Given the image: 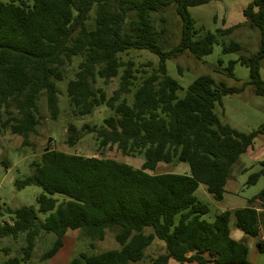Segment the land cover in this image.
I'll list each match as a JSON object with an SVG mask.
<instances>
[{
  "label": "trees",
  "instance_id": "obj_1",
  "mask_svg": "<svg viewBox=\"0 0 264 264\" xmlns=\"http://www.w3.org/2000/svg\"><path fill=\"white\" fill-rule=\"evenodd\" d=\"M211 1L215 0H0V137L10 133L22 138L23 148L30 147L44 118L42 96L49 117L58 119L56 82L65 80L61 68L72 65L75 57L81 60L67 84L72 116L92 115L100 106L111 111L100 127L67 128L70 148L90 134L101 156L66 153L48 145L31 163L33 174L14 182L20 190L40 187L39 211L50 214L42 221L32 207L5 210L10 220L0 223V241L23 243L14 256L11 247L3 249V264H29L38 240L45 236L53 240L40 260L51 261L65 246L69 231L88 239L92 250L111 231L119 248L97 254L82 251L67 264H168L172 259L182 264H254L248 244L232 237L230 224L234 216L239 231L260 237L264 189L250 206L221 212L211 222L203 219L209 206L195 193L203 185L215 201H222L233 166L264 133V125L241 132L224 124L214 110L222 106L225 95L239 94L247 85L264 96V0H254L244 10L250 25L261 33L260 50L239 59L249 69L248 82L227 87L203 75L179 98L180 85L167 74L168 59L185 51L202 59L213 51L215 36L208 32L195 39L189 13V8ZM170 7H175L182 31L180 42L165 51L157 42L165 29H159L155 15ZM240 49L231 44L224 52ZM132 50L157 55L158 67L151 62L136 67L124 57ZM235 63L229 65V76ZM118 78L112 95L97 87L98 81L108 86ZM113 148L124 157L143 156L142 166L103 156ZM175 163L188 164L189 172L155 173L160 164ZM261 166L249 183L264 175V163ZM57 194L67 200L59 203L53 198ZM147 228L152 231L146 234ZM157 240L164 242V252L148 257L146 250ZM256 245L264 252L262 240Z\"/></svg>",
  "mask_w": 264,
  "mask_h": 264
},
{
  "label": "rangeland",
  "instance_id": "obj_2",
  "mask_svg": "<svg viewBox=\"0 0 264 264\" xmlns=\"http://www.w3.org/2000/svg\"><path fill=\"white\" fill-rule=\"evenodd\" d=\"M253 1L215 0L201 6L189 8L194 28L197 30L195 39L210 32L215 36V43L213 51L202 59H197L190 52L185 51L178 57H172L166 61L167 74L180 85L177 93L179 98H183L189 85L203 75H210L216 84H224L227 87H238L249 81V69L243 66L239 59L241 55L252 56L256 54L261 46L259 29L252 27L244 16V10ZM162 17L166 19L165 24L161 23L160 18ZM155 18L159 29H165L164 35L160 39L157 38V42L163 50L169 51L180 42L181 20L176 13L175 7H170L165 12L156 14ZM231 44H238L241 49L225 53L224 47ZM124 57L132 59L138 68L147 62H151L153 68L159 65V57L146 50H132ZM80 60L79 57H75L72 65H64L61 68L65 80L56 82L60 107V115L57 120H52L49 117L45 98L43 96L40 98L39 104L44 118L38 126V134L30 139V147L23 148L21 146L22 138L19 136L6 133L0 137V209L2 211L0 223L10 220V215L5 211L7 208L32 207L37 211L42 221L49 216V212H40L38 208L37 198L43 193L40 187L29 186L20 190L14 184L16 180L25 179L33 174L31 163L39 160L48 145L66 153H75L86 157L101 156L96 150V141L90 134L86 135L73 148L67 145V128L70 124L76 125L79 130L84 124L100 127L104 119L111 115V111L106 106H100L92 115L80 119L72 116L67 97V84L74 79ZM231 62H236L233 76L228 75V68ZM260 76L264 81V58L260 63ZM118 80L119 78L112 80L108 86H104L102 81H98L97 87H104L107 94L112 95L118 88ZM128 99L132 103V94L128 95ZM214 110L224 124H229L241 132H252L264 125V96L256 95L250 85H247L245 90L239 94L225 95L222 99V106L217 104ZM50 137L53 139L51 143H49ZM103 156L130 164L135 168H140L144 161L143 156L135 158L124 157L115 148L108 150ZM262 163H264V133L256 137L253 146L242 154L239 161L233 166L222 201H215L208 194L205 186H199L195 195L210 208L209 213L203 219L211 222L221 212L250 206L249 201L264 189V175L257 182L249 183L250 176L262 169ZM187 172H189V166L186 163L160 164L155 171L157 174H184ZM53 198L58 199L59 203L67 200L65 196L59 194L54 195ZM256 206L259 207L258 205ZM259 217L261 225L259 238L247 236L239 231L235 227L234 216L230 224L232 237L248 244L250 249L249 259L254 264H264V252H260L256 245L259 239L264 242V211L260 213ZM151 231L152 229L147 228L146 234ZM10 240L4 239L0 241V264H3L6 259L3 252L5 247L12 248L14 252L12 251L11 254L13 256L18 252L20 253L19 248L23 242ZM52 240L51 236H45V238L38 240L36 251L29 264H67L72 257L82 251L97 254L119 248L114 238V233L111 231L106 233L104 240L95 243L94 250L89 247V240L84 238L78 231H69L64 240L65 246L57 256L51 261L42 262L40 257L50 247ZM164 245V242L157 240L146 250V255L153 257L163 253ZM143 263L144 261L132 264ZM168 264L182 263L172 259Z\"/></svg>",
  "mask_w": 264,
  "mask_h": 264
},
{
  "label": "crops",
  "instance_id": "obj_3",
  "mask_svg": "<svg viewBox=\"0 0 264 264\" xmlns=\"http://www.w3.org/2000/svg\"><path fill=\"white\" fill-rule=\"evenodd\" d=\"M250 255V254H249Z\"/></svg>",
  "mask_w": 264,
  "mask_h": 264
}]
</instances>
